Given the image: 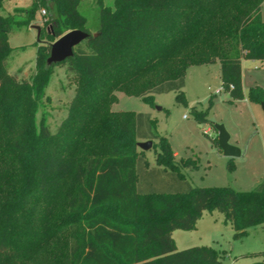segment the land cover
Here are the masks:
<instances>
[{"label": "trees", "instance_id": "trees-1", "mask_svg": "<svg viewBox=\"0 0 264 264\" xmlns=\"http://www.w3.org/2000/svg\"><path fill=\"white\" fill-rule=\"evenodd\" d=\"M3 2L0 255L17 257L19 221L33 219L42 198H63L80 218L65 264H222L217 248L178 249L173 237L176 229H196L204 213L215 210L232 225L235 239L251 227L264 229V181L251 190L193 187L181 168L196 164L176 161L156 118L108 109L115 91L152 106L155 93L178 91L177 102L187 104L188 68L216 62L224 89L244 98L242 61H264V0H97L94 25L80 10L82 0H40L50 9L44 26L52 24L51 38L73 29L89 32L65 60L77 87L70 116L57 132L46 116L37 118L55 64L46 62L30 79H19L9 66L17 50L9 35L30 26L40 4L34 0L30 8L4 14ZM250 99L264 102V89L253 87ZM196 117L207 120L205 111ZM138 139L153 146L158 140L157 165L137 150ZM181 182L186 187L179 191L158 188ZM258 254L262 259L253 264H264V250Z\"/></svg>", "mask_w": 264, "mask_h": 264}, {"label": "rangeland", "instance_id": "rangeland-1", "mask_svg": "<svg viewBox=\"0 0 264 264\" xmlns=\"http://www.w3.org/2000/svg\"><path fill=\"white\" fill-rule=\"evenodd\" d=\"M33 1L4 0L1 12L7 14L19 8H30ZM37 1L40 8L33 23L9 35L11 46L17 48L9 62L10 73L19 79H30L40 67L46 66L51 51L48 47L57 40L49 36L53 33L52 24L44 26L50 17L49 7ZM104 3L112 4L113 0H105ZM42 9L47 14L42 15ZM80 10L88 17L89 25L97 22V0H82ZM262 12L264 17V2ZM34 25L42 27L40 38ZM243 73L245 95L242 99L232 98L225 89L217 93L222 87V79L221 63L216 62L188 68L183 89L187 104L177 102L178 91L155 93V106L140 97L115 91L116 101L108 109L111 112L151 113L157 119L158 133L167 136L176 161L182 165L184 162L196 164L181 168L193 187L231 186L238 190H251L264 181V108L262 102L250 99L253 87L264 89V61L245 59ZM76 87L77 80L69 71L67 61L51 67L46 105L41 107L37 118L40 121L46 116L52 132H57L69 118ZM157 106L162 109L159 110ZM203 111L207 120L199 122L196 114ZM215 124L225 125L231 135L230 142L241 149L239 157L224 155L216 142L218 131ZM144 140L138 139V142ZM137 150L142 149L137 145ZM159 150L158 140H155V146L145 151L151 166L157 165ZM185 185L181 182L177 185L173 183L171 188H158L179 191L185 189ZM35 212L33 219L19 221L14 243L17 257L0 255V264H65L68 261L74 228L79 225L80 218L71 212L61 197L42 198ZM214 219L217 220L215 229L211 227ZM224 219V214L218 210L207 212L198 229L191 233L187 245L217 248L222 254V264H253L260 261L262 257L258 253L264 250L263 227H251L247 236L235 239L232 225L224 223ZM178 239L179 245H183L182 240Z\"/></svg>", "mask_w": 264, "mask_h": 264}, {"label": "water", "instance_id": "water-1", "mask_svg": "<svg viewBox=\"0 0 264 264\" xmlns=\"http://www.w3.org/2000/svg\"><path fill=\"white\" fill-rule=\"evenodd\" d=\"M33 27L38 30V38H40L42 27L35 25ZM88 36L89 32L83 29H73L63 34L51 44V51L50 56L47 59V64L50 66L52 64L61 63L72 57L75 52V47L85 41ZM262 106L264 108V102H262ZM157 108L159 110L162 109L161 106H157ZM215 127L218 131L219 146L224 155L228 157H239L241 155V149L230 142L231 135L225 125L215 124ZM138 146L147 151L153 147V141H139Z\"/></svg>", "mask_w": 264, "mask_h": 264}, {"label": "crops", "instance_id": "crops-1", "mask_svg": "<svg viewBox=\"0 0 264 264\" xmlns=\"http://www.w3.org/2000/svg\"><path fill=\"white\" fill-rule=\"evenodd\" d=\"M104 1H105V0H104ZM113 1H114V0H113ZM244 60H245V59H244ZM244 60H243V61H244ZM243 61H242V75L244 76V73H243ZM243 88H244V86H243ZM150 114H151V113H150ZM206 213H207V212H205L204 215H203V217H202L201 219H199V221H198V223H197V227H196V229H194V230H190V231H187V230H183V231H182V229H181V230H180V229H176V230L173 231V237H174V239H175V241H176V244H177L178 249L187 248V247L191 246V245H187V244H189V243H188V242H189V239H188V238L192 235L191 233H192L193 231H196V230L198 229L200 223L204 220ZM211 213H212V212H211ZM224 223H226L225 220H224ZM211 227H212V228L217 227V220H216V219H214V222H213V224H212ZM214 229H215V228H214ZM178 237L180 238V240H182L183 245H179V243H178V240H179Z\"/></svg>", "mask_w": 264, "mask_h": 264}, {"label": "built area", "instance_id": "built-area-1", "mask_svg": "<svg viewBox=\"0 0 264 264\" xmlns=\"http://www.w3.org/2000/svg\"><path fill=\"white\" fill-rule=\"evenodd\" d=\"M2 1H3V0H0V3H1ZM41 13H42V15H45V14H47V11H46L45 9H42V10H41ZM232 88H234L233 85H231V89H232ZM223 89H224V87L222 86L220 89L217 90V93L221 92Z\"/></svg>", "mask_w": 264, "mask_h": 264}]
</instances>
